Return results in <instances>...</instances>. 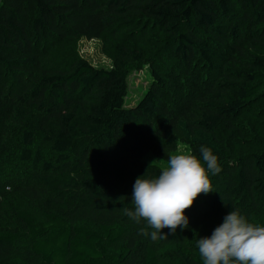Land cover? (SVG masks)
I'll list each match as a JSON object with an SVG mask.
<instances>
[{"label":"trees","instance_id":"1","mask_svg":"<svg viewBox=\"0 0 264 264\" xmlns=\"http://www.w3.org/2000/svg\"><path fill=\"white\" fill-rule=\"evenodd\" d=\"M108 36L110 68L81 56L44 65L40 44ZM147 65L153 84L126 108L129 76ZM262 102L264 0H0V110L18 134L9 156L32 165L21 190L44 209L42 221L16 214L23 234L0 225V264H15L23 240L31 264H203L197 241L232 210L264 226V148L234 150L220 132L244 141L239 118ZM180 145L201 159L209 147L222 171L185 212L188 228L154 241L124 208L148 156L167 160Z\"/></svg>","mask_w":264,"mask_h":264},{"label":"clouds","instance_id":"2","mask_svg":"<svg viewBox=\"0 0 264 264\" xmlns=\"http://www.w3.org/2000/svg\"><path fill=\"white\" fill-rule=\"evenodd\" d=\"M200 153L202 159L177 150L167 160L153 161L145 176L136 179L131 197L134 210L124 208V212L137 223L145 221L152 229L151 233L142 229L141 235L150 234L156 241L168 238L164 229L175 234L178 228H188L185 212L201 194L212 193L210 174L222 171L209 147L202 146ZM158 162L159 174L149 175ZM197 251L203 264H264V226L232 210L210 238L197 241Z\"/></svg>","mask_w":264,"mask_h":264},{"label":"rangeland","instance_id":"3","mask_svg":"<svg viewBox=\"0 0 264 264\" xmlns=\"http://www.w3.org/2000/svg\"><path fill=\"white\" fill-rule=\"evenodd\" d=\"M132 33V30L128 32ZM126 32V34H128ZM124 35L119 38L126 37L127 41H131L130 44L134 45L136 39L133 37H127ZM113 39L108 36L104 40L87 41L80 38H69L62 42H50L40 44V51L44 65L47 67H62L64 68L68 61L75 57H83L93 63L96 67L110 68L113 59ZM160 48V44H153V49L157 50ZM156 52V51H155ZM153 73L149 65L141 68L132 70L128 80V95L126 98L125 107L134 108L136 107L143 97L146 95L148 90L153 84ZM180 92H175L176 98ZM182 97H180L181 100ZM189 100L191 98L189 97ZM254 109V111H253ZM175 111L176 108H173ZM238 123L244 135L246 136L244 141L238 139L235 143L233 139H229V134L225 132L223 128L221 136L225 138L226 143L230 148L234 150L249 152L252 150H259L264 148V102L257 104V106L243 112L239 118ZM15 126L5 116L4 109L0 110V147L4 146L8 151L2 153L6 155L4 160L0 158V206H5L4 209H0V225L6 226L12 230H16L21 234L24 233L23 226L15 218L19 211H26L31 214L34 218L39 221L44 219V209L40 201L35 198H31L25 189L21 188L26 186L35 174L31 164L19 162L17 154L9 156V146L11 148L16 147L14 142H17L18 134L13 132ZM13 132V133H12ZM224 133V134H223ZM44 154L45 158L50 157V151L45 147ZM179 151L187 152L185 146L180 145ZM157 160H163L148 156V161L153 162ZM159 165V162L157 163ZM2 167V168H1ZM11 176L13 183L9 185L5 179ZM5 180V181H4ZM17 184V185H16ZM14 187H17L16 189ZM87 224V221H86ZM15 264H31L33 259L27 250V240L22 241L21 247L17 248L14 254Z\"/></svg>","mask_w":264,"mask_h":264}]
</instances>
